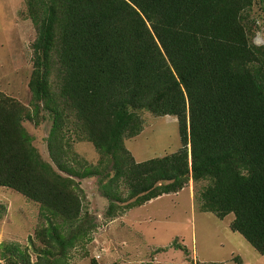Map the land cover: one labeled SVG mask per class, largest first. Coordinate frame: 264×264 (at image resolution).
Returning <instances> with one entry per match:
<instances>
[{
	"label": "trees",
	"instance_id": "trees-1",
	"mask_svg": "<svg viewBox=\"0 0 264 264\" xmlns=\"http://www.w3.org/2000/svg\"><path fill=\"white\" fill-rule=\"evenodd\" d=\"M23 2L36 30L30 104L0 92V187L37 203L42 219L35 261L15 246L2 257L67 264L75 247L87 257L97 223L81 181L95 176L107 217L123 188L141 204L192 180L198 210L232 214L230 228L264 254V45L253 42L264 0ZM143 111L177 117V151L135 161L124 141L143 130ZM44 112L48 158L24 126ZM74 141L90 142L98 164Z\"/></svg>",
	"mask_w": 264,
	"mask_h": 264
},
{
	"label": "rangeland",
	"instance_id": "rangeland-1",
	"mask_svg": "<svg viewBox=\"0 0 264 264\" xmlns=\"http://www.w3.org/2000/svg\"><path fill=\"white\" fill-rule=\"evenodd\" d=\"M253 14L259 27L253 42L264 45V11L255 5ZM35 36L23 0H0V92L27 107L28 81L33 69L31 45ZM44 117L38 124L25 121L24 126L39 152L48 158L46 141L51 118L45 112ZM141 117L143 130L124 141L136 162L181 147L176 116L155 117L143 111ZM71 147L90 164H98L100 154L90 142L74 141ZM81 187L85 207L97 226L86 245L88 256L84 257L81 247H75L67 264H90L91 257L99 264H264V254L230 228L232 214L220 219L211 212L198 210L197 186L192 180L178 192L162 194L141 204H136L139 197L128 196L123 188L114 197L117 214L113 217L105 215L109 199L103 196L96 176L83 179ZM114 189L110 187L111 191ZM41 219L37 203L0 187V264H22L19 259L7 262L2 257L10 246L24 250L30 261H35L30 238L39 245L34 234Z\"/></svg>",
	"mask_w": 264,
	"mask_h": 264
}]
</instances>
